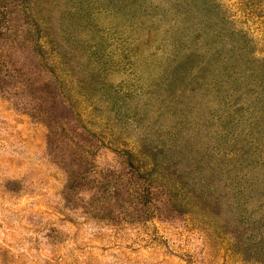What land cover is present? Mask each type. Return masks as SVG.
Listing matches in <instances>:
<instances>
[{
  "label": "rangeland",
  "instance_id": "374dc122",
  "mask_svg": "<svg viewBox=\"0 0 264 264\" xmlns=\"http://www.w3.org/2000/svg\"><path fill=\"white\" fill-rule=\"evenodd\" d=\"M0 264H264V0H0Z\"/></svg>",
  "mask_w": 264,
  "mask_h": 264
}]
</instances>
